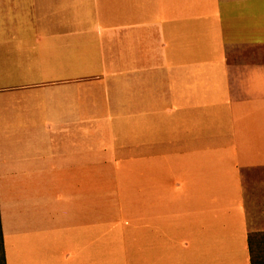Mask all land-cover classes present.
<instances>
[{
  "label": "crops",
  "instance_id": "crops-1",
  "mask_svg": "<svg viewBox=\"0 0 264 264\" xmlns=\"http://www.w3.org/2000/svg\"><path fill=\"white\" fill-rule=\"evenodd\" d=\"M5 264H259L264 0H0Z\"/></svg>",
  "mask_w": 264,
  "mask_h": 264
},
{
  "label": "rangeland",
  "instance_id": "rangeland-1",
  "mask_svg": "<svg viewBox=\"0 0 264 264\" xmlns=\"http://www.w3.org/2000/svg\"><path fill=\"white\" fill-rule=\"evenodd\" d=\"M261 244L263 245L260 247H254L253 252L259 264H264V242H261ZM0 264H4L1 247H0Z\"/></svg>",
  "mask_w": 264,
  "mask_h": 264
},
{
  "label": "trees",
  "instance_id": "trees-1",
  "mask_svg": "<svg viewBox=\"0 0 264 264\" xmlns=\"http://www.w3.org/2000/svg\"><path fill=\"white\" fill-rule=\"evenodd\" d=\"M0 247L2 250L3 263L5 264V262H4L3 234H2V230H1V225H0Z\"/></svg>",
  "mask_w": 264,
  "mask_h": 264
}]
</instances>
